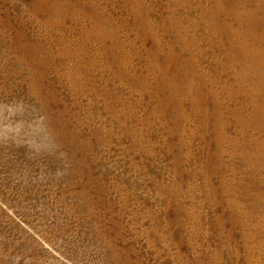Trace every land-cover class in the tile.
<instances>
[{
  "label": "rangeland",
  "instance_id": "obj_1",
  "mask_svg": "<svg viewBox=\"0 0 264 264\" xmlns=\"http://www.w3.org/2000/svg\"><path fill=\"white\" fill-rule=\"evenodd\" d=\"M0 264H264V0H0Z\"/></svg>",
  "mask_w": 264,
  "mask_h": 264
}]
</instances>
